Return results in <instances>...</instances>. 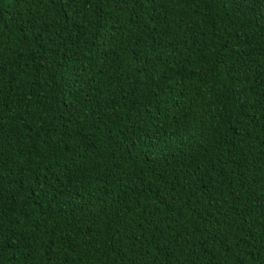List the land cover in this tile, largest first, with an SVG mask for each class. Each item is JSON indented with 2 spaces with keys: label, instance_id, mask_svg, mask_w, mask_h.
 <instances>
[{
  "label": "trees",
  "instance_id": "trees-1",
  "mask_svg": "<svg viewBox=\"0 0 264 264\" xmlns=\"http://www.w3.org/2000/svg\"><path fill=\"white\" fill-rule=\"evenodd\" d=\"M0 264H264V0H0Z\"/></svg>",
  "mask_w": 264,
  "mask_h": 264
},
{
  "label": "snow or ice",
  "instance_id": "snow-or-ice-1",
  "mask_svg": "<svg viewBox=\"0 0 264 264\" xmlns=\"http://www.w3.org/2000/svg\"><path fill=\"white\" fill-rule=\"evenodd\" d=\"M245 7H247V0H241Z\"/></svg>",
  "mask_w": 264,
  "mask_h": 264
}]
</instances>
